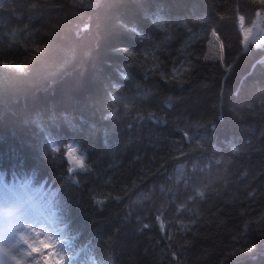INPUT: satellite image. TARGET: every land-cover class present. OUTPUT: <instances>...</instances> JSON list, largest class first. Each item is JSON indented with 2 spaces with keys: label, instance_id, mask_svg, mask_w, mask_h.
I'll use <instances>...</instances> for the list:
<instances>
[{
  "label": "trees",
  "instance_id": "trees-1",
  "mask_svg": "<svg viewBox=\"0 0 264 264\" xmlns=\"http://www.w3.org/2000/svg\"><path fill=\"white\" fill-rule=\"evenodd\" d=\"M261 9L0 0V172L56 196L67 264H264ZM52 142L86 152L77 182Z\"/></svg>",
  "mask_w": 264,
  "mask_h": 264
},
{
  "label": "clouds",
  "instance_id": "clouds-1",
  "mask_svg": "<svg viewBox=\"0 0 264 264\" xmlns=\"http://www.w3.org/2000/svg\"><path fill=\"white\" fill-rule=\"evenodd\" d=\"M37 116L32 114L25 119L39 123L41 117L38 121ZM62 147L60 143H50V154L61 158ZM63 159L73 183L77 182V173L89 168L86 152L78 158L66 153ZM40 184L34 174H14L9 179L6 172H0V264H67L70 260L53 227L56 223L67 227L68 223L56 196L49 203L37 195Z\"/></svg>",
  "mask_w": 264,
  "mask_h": 264
},
{
  "label": "snow or ice",
  "instance_id": "snow-or-ice-1",
  "mask_svg": "<svg viewBox=\"0 0 264 264\" xmlns=\"http://www.w3.org/2000/svg\"><path fill=\"white\" fill-rule=\"evenodd\" d=\"M251 3H253V4H259V5H264V0H251ZM261 11H264V9H261L260 11H257V13H256L257 16L260 15ZM217 15L219 16V19L220 20L233 19L234 22L236 24H238L241 27V29H243V24H244V21H245V16L244 15H239V16H236L234 18L221 16L219 14H217ZM130 31L136 32V29L135 28H132V29H130ZM242 34H243V43L245 45H247L249 43V38H250V35H251V30L250 29L249 30H243L242 31ZM137 35H139V33H137ZM211 35L213 37H216L217 39H219V33L215 29H212L211 30ZM141 39H143V37H141ZM221 47H223V44L222 43H221ZM117 51H123L125 53H128V50L127 49H117ZM128 54L131 55V53H128ZM205 59H207V57H205ZM221 59H223V57H221ZM258 63H264V61H258ZM15 67L19 69L21 66L17 64V65H15ZM231 67H232L231 64L225 65V70L226 71H230L231 70ZM173 71H176V70L174 69ZM111 99L112 100H116L117 97H111ZM261 103H262V105H264V101H262ZM113 115H114V113H113ZM184 136L187 137L188 136V133L185 132L184 133ZM61 145L63 146L61 148V160L63 161V163L66 164V161L63 159L64 155L67 153L70 156H72V153L76 152L77 149L75 147H73L72 145H63V144H61ZM49 153H50V149H49ZM182 155H183V153H182ZM76 158H78V157H76ZM66 171H67V168H66ZM88 171H89V169H87L84 172H88ZM77 174H80V173H77ZM69 179H73L72 176L69 175ZM201 195H202V193H201ZM96 203L97 204H103V201L97 200ZM157 219H159V218H157ZM145 227H147V225ZM233 239H235V237H233ZM256 247H257V245L255 243H252L250 245V247H247V248H244V249H240V250H237V251H244V252L251 253L252 250L255 249ZM233 255H235V252L233 253ZM173 256H175V253H173Z\"/></svg>",
  "mask_w": 264,
  "mask_h": 264
},
{
  "label": "rangeland",
  "instance_id": "rangeland-1",
  "mask_svg": "<svg viewBox=\"0 0 264 264\" xmlns=\"http://www.w3.org/2000/svg\"><path fill=\"white\" fill-rule=\"evenodd\" d=\"M72 156H73V157H76V156L74 155V153H72Z\"/></svg>",
  "mask_w": 264,
  "mask_h": 264
}]
</instances>
